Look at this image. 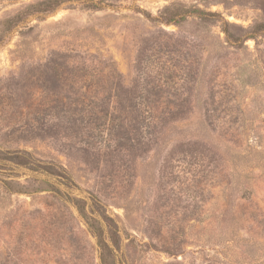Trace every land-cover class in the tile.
Masks as SVG:
<instances>
[{
    "label": "rangeland",
    "instance_id": "obj_1",
    "mask_svg": "<svg viewBox=\"0 0 264 264\" xmlns=\"http://www.w3.org/2000/svg\"><path fill=\"white\" fill-rule=\"evenodd\" d=\"M133 87L171 112L157 135L106 122L99 150L92 124L33 129ZM75 199L117 226V264H264V0H0V264H101Z\"/></svg>",
    "mask_w": 264,
    "mask_h": 264
},
{
    "label": "trees",
    "instance_id": "obj_2",
    "mask_svg": "<svg viewBox=\"0 0 264 264\" xmlns=\"http://www.w3.org/2000/svg\"><path fill=\"white\" fill-rule=\"evenodd\" d=\"M239 41L240 37L234 39L235 43ZM53 69L54 77L60 79L61 73L59 72V68L54 67ZM117 83L123 85L122 77L119 75ZM158 95L157 92L150 91L144 87L139 90H137V87H133L132 89L121 88L118 93L113 95L81 92V94H77V98L75 99V102L79 103V105H76L74 108H71V106L66 108L49 107V109L38 108L35 110L33 122L37 123L33 125V129L34 131H40L54 128L55 122H73L74 128L86 131L92 124L90 128L91 130H96V134L92 137L94 139H83L86 147L99 150H101L102 147L110 149L112 148V143L116 144L117 140L113 142L109 138L105 139V135H107L104 133L105 127H107L106 122H143L140 130L138 127L140 133L145 132L150 127L153 128L156 135L160 132L161 124L167 119L166 115L171 112L167 110H158L153 106V104L155 105L157 102L156 97ZM113 97L118 99V105L112 106L109 102L108 106H105L104 103L110 101ZM91 103H93V105ZM41 122H47V124L41 125ZM140 143L141 142H137V144ZM6 155L8 157H4L5 159L18 165L28 166L32 170L42 169L52 175H66L65 172L62 171L63 168L58 164L52 161L45 162L35 159L28 150H8ZM5 184L7 183L5 182ZM74 202L81 214H85L89 217V227L96 236L97 245L100 249L101 264H117L115 251L119 246L116 247L115 239L119 230L109 216L100 213V201L93 199L91 214L85 211V206L88 203L87 201L75 199Z\"/></svg>",
    "mask_w": 264,
    "mask_h": 264
}]
</instances>
